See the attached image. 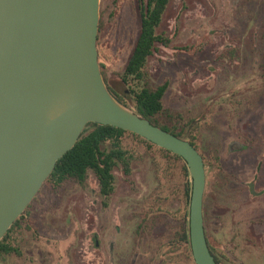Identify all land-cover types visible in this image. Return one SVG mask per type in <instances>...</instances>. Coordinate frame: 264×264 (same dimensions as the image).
I'll use <instances>...</instances> for the list:
<instances>
[{
    "label": "rangeland",
    "instance_id": "374dc122",
    "mask_svg": "<svg viewBox=\"0 0 264 264\" xmlns=\"http://www.w3.org/2000/svg\"><path fill=\"white\" fill-rule=\"evenodd\" d=\"M139 31L138 0H100L98 62L106 85L132 110L136 85L121 77ZM157 35L166 44L157 43L148 60V85L167 83L171 118L156 121L195 136L213 252L220 264H264V0H171ZM158 153L141 154L128 176L115 172L106 207L93 175L83 189L44 187L31 209L36 235L21 231V257L0 264H192L184 249L167 246L188 226L189 207L183 191L161 192L169 176L157 172Z\"/></svg>",
    "mask_w": 264,
    "mask_h": 264
},
{
    "label": "water",
    "instance_id": "95a60500",
    "mask_svg": "<svg viewBox=\"0 0 264 264\" xmlns=\"http://www.w3.org/2000/svg\"><path fill=\"white\" fill-rule=\"evenodd\" d=\"M99 21L100 0H0V241L94 123L136 134L185 162L192 258L216 264L204 234L203 158L112 96L98 63Z\"/></svg>",
    "mask_w": 264,
    "mask_h": 264
},
{
    "label": "trees",
    "instance_id": "16d2710c",
    "mask_svg": "<svg viewBox=\"0 0 264 264\" xmlns=\"http://www.w3.org/2000/svg\"><path fill=\"white\" fill-rule=\"evenodd\" d=\"M139 1L141 12L140 31L121 77L124 86L130 81L136 85V90L132 91L135 110L117 101L153 126L181 140L188 141L202 155L195 144V136L187 137L183 133L184 130H177L173 125L172 127L163 126L156 121L162 115H165L168 119L171 118L163 105L167 83L155 88L148 85L147 63L156 50L155 45L157 43L166 44V41L157 35V29L171 0H145V4H143V0ZM107 88L109 90L108 86ZM109 92L111 93L110 90ZM197 122H191L192 129L197 126ZM154 150H157L160 155L158 159L153 160L157 172L166 168L167 170L163 171V175L169 176L165 182L160 183L161 192L183 191L186 208L189 207L190 177L185 162L180 157L147 142L131 132L94 123L86 125L75 146L57 161L53 172L43 183L38 194L44 187L58 193L69 184L83 189L87 184L88 176L93 175L98 183L99 192L104 201L103 205L106 207L116 190L115 172L121 170L124 175H130V165L141 158V154L148 155ZM38 194L0 241V263L10 256L21 257L22 254L17 241L21 231H28L36 235L31 209ZM184 214H189L187 209H185ZM167 246L174 252L184 249L192 264H195L192 259L188 227L177 233L175 237L170 238ZM216 263H218L217 260Z\"/></svg>",
    "mask_w": 264,
    "mask_h": 264
},
{
    "label": "flooded vegetation",
    "instance_id": "af4514ba",
    "mask_svg": "<svg viewBox=\"0 0 264 264\" xmlns=\"http://www.w3.org/2000/svg\"><path fill=\"white\" fill-rule=\"evenodd\" d=\"M144 1V3L143 4H145V0H143ZM138 5H139V9H140V1L138 0ZM140 22H141V12H140ZM99 32H100V21H99ZM99 32H98V35H99ZM97 44H98V38H97ZM98 52V51H97ZM99 63V62H98ZM101 69V68H100ZM102 73V72H101ZM103 76V75H102ZM104 78V77H103ZM129 84V82L127 83V85ZM157 87V86H156ZM109 90L111 91V93H112V95L114 96V98H116V100H118L120 103H123V104H126V99H127V97L126 98H124V99H122L121 97H119V95L116 93V91H114L112 88H109ZM132 91H133V89L131 90L130 89V92L132 93ZM134 91H135V89H134ZM133 97V96H132ZM202 156V155H201ZM202 158H203V156H202ZM203 162H204V166H205V160H204V158H203ZM205 179H206V171H205ZM207 182V181H206ZM206 186H207V183H205V192H204V197H203V224H204V234H205V239H206V243H207V247H208V249H209V251H210V253L212 254V256L214 257V259H216L217 261H218V263H216V264H220V260L218 259V257L214 254V252H213V249H212V246H211V244H210V241H209V236L207 235V230H206V226H205V215H204V201H205V195H206ZM157 196H158V198H157ZM156 197H155V199H154V203H155V205H159V209H158V212H161V208H160V206H161V201H160V194H158ZM100 197H101V195H100ZM101 200H102V204H103V199H102V197H101ZM111 200V199H110ZM110 200H109V202H110ZM108 202V203H109ZM107 203V204H108ZM155 216H156V214H155ZM157 218V217H156ZM150 220V222H151V224H152V221H153V219L152 218H150L149 219ZM157 221V219L154 221V224H155V222ZM143 222V225L144 224H146V222H148V218H144V220L142 221ZM149 222V223H150ZM154 224H152V225H154ZM157 224V223H156ZM152 225H151V227H152ZM150 226H148L146 229L148 230V229H150L151 228ZM188 227V226H187ZM186 227V228H187ZM95 244H96V247H98L99 246V243L97 242V241H95ZM193 259V258H192ZM216 260H215V262H216ZM194 261V260H193ZM128 264H130V262L128 263Z\"/></svg>",
    "mask_w": 264,
    "mask_h": 264
}]
</instances>
